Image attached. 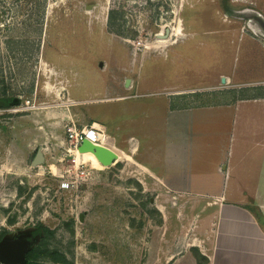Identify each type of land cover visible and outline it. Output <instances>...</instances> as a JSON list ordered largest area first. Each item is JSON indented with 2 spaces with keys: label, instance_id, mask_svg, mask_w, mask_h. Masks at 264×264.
Listing matches in <instances>:
<instances>
[{
  "label": "rangeland",
  "instance_id": "374dc122",
  "mask_svg": "<svg viewBox=\"0 0 264 264\" xmlns=\"http://www.w3.org/2000/svg\"><path fill=\"white\" fill-rule=\"evenodd\" d=\"M255 17L264 20L254 0H0V101L16 104L0 110V241L34 237L27 264H208L195 239L201 209L193 212L184 192L144 185L146 172L132 162L104 167L85 153L89 177L61 189L59 174L76 180L66 129L101 124L103 114L82 102L122 99L129 85L139 95L146 68L145 81L155 68L174 76L175 40L264 42ZM164 35L171 40L161 44ZM189 45L193 51L195 41ZM210 63L191 59L182 68L205 65L210 74L226 62ZM103 88L119 93L89 97ZM153 94L140 101L157 105ZM122 143L126 154L137 145ZM38 152L43 161L35 163Z\"/></svg>",
  "mask_w": 264,
  "mask_h": 264
},
{
  "label": "crops",
  "instance_id": "0c3cea01",
  "mask_svg": "<svg viewBox=\"0 0 264 264\" xmlns=\"http://www.w3.org/2000/svg\"><path fill=\"white\" fill-rule=\"evenodd\" d=\"M254 1L264 13V0ZM255 19L254 27L264 29V20ZM170 40L160 39L161 44ZM233 40L173 41L168 64L174 76L164 78L155 68L145 81L146 68L143 85L137 87L139 95L152 92L149 97L161 98L157 105L142 103L145 95L131 96L134 85L126 87L122 99L82 103L103 114L100 125L114 142L119 161L146 172L144 185L184 192L192 211L201 209L193 219L195 239L208 264H264V42ZM217 49L223 54L211 55ZM207 58L212 62L208 65L226 62L225 68L208 74L201 65L194 71L201 67L196 80L185 79L194 74L183 71L186 60L199 64ZM217 83L222 87L195 88ZM179 86L186 89L176 92ZM165 90L170 93L166 97ZM116 93L103 88L89 97ZM119 138L128 150L129 142L137 141L131 154L117 147Z\"/></svg>",
  "mask_w": 264,
  "mask_h": 264
},
{
  "label": "water",
  "instance_id": "95a60500",
  "mask_svg": "<svg viewBox=\"0 0 264 264\" xmlns=\"http://www.w3.org/2000/svg\"><path fill=\"white\" fill-rule=\"evenodd\" d=\"M169 33V32H168ZM165 38H168L166 35ZM225 81V80H223ZM79 153H93L99 163L104 167L112 166L119 161V156L113 150L101 145H94L88 140H84L78 149ZM43 161L40 152L37 153L35 163ZM34 237L31 235L21 236L13 239H3L0 241V263L1 264H27V255L33 244Z\"/></svg>",
  "mask_w": 264,
  "mask_h": 264
},
{
  "label": "built area",
  "instance_id": "2783aa9c",
  "mask_svg": "<svg viewBox=\"0 0 264 264\" xmlns=\"http://www.w3.org/2000/svg\"><path fill=\"white\" fill-rule=\"evenodd\" d=\"M66 137L67 141L71 145L70 149H68V154L74 157L72 162L74 163L73 168L75 171L74 174L76 180L73 181L74 179L71 177H66L63 174H59L63 179L60 184V187L63 190H67L74 183L85 181L89 177L88 170L85 169V159H81L79 157L81 153L78 151L84 140H88L94 145L101 146H104L105 144H114L103 127L98 123H93L82 127L77 126L74 122L69 123L66 129Z\"/></svg>",
  "mask_w": 264,
  "mask_h": 264
},
{
  "label": "trees",
  "instance_id": "16d2710c",
  "mask_svg": "<svg viewBox=\"0 0 264 264\" xmlns=\"http://www.w3.org/2000/svg\"><path fill=\"white\" fill-rule=\"evenodd\" d=\"M4 93H6L5 91H4ZM1 103H0V110H6L7 108H12L13 106H15L16 104H14L15 103V101L12 103V104H9L10 102H8L7 100H3V101H0ZM9 108V109H10ZM28 263V262H27ZM1 264V263H0Z\"/></svg>",
  "mask_w": 264,
  "mask_h": 264
},
{
  "label": "bare ground",
  "instance_id": "6f19581e",
  "mask_svg": "<svg viewBox=\"0 0 264 264\" xmlns=\"http://www.w3.org/2000/svg\"><path fill=\"white\" fill-rule=\"evenodd\" d=\"M158 38H160V39L162 38V39H163V38H165V35L162 36V37H161V36H158ZM111 143H112V142H111ZM104 146H105L106 148H109V149L113 150L114 152H115V150H116L114 144H105ZM82 155H84V154H80L79 157H81Z\"/></svg>",
  "mask_w": 264,
  "mask_h": 264
}]
</instances>
